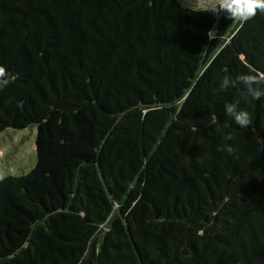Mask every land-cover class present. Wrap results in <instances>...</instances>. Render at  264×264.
Wrapping results in <instances>:
<instances>
[{"label":"trees","instance_id":"1","mask_svg":"<svg viewBox=\"0 0 264 264\" xmlns=\"http://www.w3.org/2000/svg\"><path fill=\"white\" fill-rule=\"evenodd\" d=\"M204 10L0 0V133L36 126L0 179V264H264V98L220 87L264 73V14Z\"/></svg>","mask_w":264,"mask_h":264},{"label":"clouds","instance_id":"2","mask_svg":"<svg viewBox=\"0 0 264 264\" xmlns=\"http://www.w3.org/2000/svg\"><path fill=\"white\" fill-rule=\"evenodd\" d=\"M204 11H210L213 15L223 14L225 17L235 19L243 24L253 19L257 13L264 14V0H207ZM208 33L211 39V33ZM18 76L10 75L4 67H0V89L6 87L11 80ZM237 83L243 86L242 95L251 97L253 100H260L264 98V73L256 72L255 74H239L235 79L225 75L220 87L222 90L228 87H235ZM224 111L230 115L236 125L240 128H248L252 125V117L248 111L240 109L238 102L226 103ZM231 139V136L226 137ZM258 143H264V138H260ZM226 151L232 153L234 149L231 146L226 147ZM0 179H3L0 176Z\"/></svg>","mask_w":264,"mask_h":264},{"label":"rangeland","instance_id":"3","mask_svg":"<svg viewBox=\"0 0 264 264\" xmlns=\"http://www.w3.org/2000/svg\"><path fill=\"white\" fill-rule=\"evenodd\" d=\"M205 7L207 0H189ZM239 23V22H238ZM36 126L8 128L0 133V176L28 172L36 162Z\"/></svg>","mask_w":264,"mask_h":264}]
</instances>
